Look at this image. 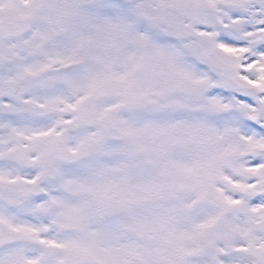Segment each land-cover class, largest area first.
Here are the masks:
<instances>
[{
    "label": "snow or ice",
    "instance_id": "6c2138e0",
    "mask_svg": "<svg viewBox=\"0 0 264 264\" xmlns=\"http://www.w3.org/2000/svg\"><path fill=\"white\" fill-rule=\"evenodd\" d=\"M0 264H264V0H0Z\"/></svg>",
    "mask_w": 264,
    "mask_h": 264
}]
</instances>
